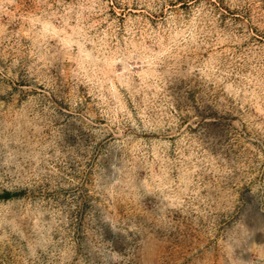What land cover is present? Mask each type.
I'll use <instances>...</instances> for the list:
<instances>
[{
  "label": "rangeland",
  "instance_id": "1",
  "mask_svg": "<svg viewBox=\"0 0 264 264\" xmlns=\"http://www.w3.org/2000/svg\"><path fill=\"white\" fill-rule=\"evenodd\" d=\"M0 264H264V0H0Z\"/></svg>",
  "mask_w": 264,
  "mask_h": 264
}]
</instances>
